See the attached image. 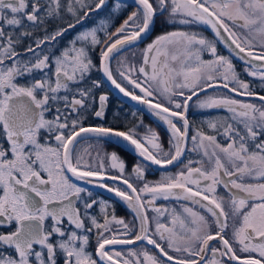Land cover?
I'll list each match as a JSON object with an SVG mask.
<instances>
[{
    "label": "snow or ice",
    "instance_id": "1",
    "mask_svg": "<svg viewBox=\"0 0 264 264\" xmlns=\"http://www.w3.org/2000/svg\"><path fill=\"white\" fill-rule=\"evenodd\" d=\"M75 3L88 6L83 0H75ZM135 3L136 10L114 32H109L107 22L101 21L99 31L104 32L103 41L96 28L79 34L76 39L88 41L90 38L93 46L103 44L100 70L124 96L147 105L164 121L171 134L168 152L163 150L158 135L151 130L149 135L139 137L134 130L83 126L86 117L80 114L81 110L92 107L93 90L101 86L100 81H93L87 88L76 86L75 92L70 87V82L76 84L83 80L94 67L86 49L76 48L73 40V47L66 48L58 57L41 51L42 45L55 42L67 29L60 28L42 39L37 38L34 45L25 49L34 63L19 59L17 46L33 33L27 30L19 34L6 32L4 26L24 28L27 21L33 28L38 27L45 23V16L59 15L60 0H48L46 8L40 0H0V137L8 144L7 148L0 144V225L14 224V230L0 232V248L14 251V255L0 254V264H59L61 254L63 264H121V252L109 248L137 241H146L157 253L130 250L127 255L134 259L123 258L122 264H264V139H261L264 137V95L258 97L259 106L228 95L198 99L196 106L199 108H224L232 114V122L225 121L222 133L228 138L226 146L221 145L216 136L196 130L191 136L194 150L203 151L210 168H205L202 161H189L186 170L174 175L164 173L160 181L145 182L137 187L131 177L143 179L149 163L166 168L180 161L190 129L186 113L194 97L214 87H223L240 96H257V93L249 83L239 79L229 58L218 55L213 41L196 33L174 31L159 35L143 50L139 68L122 63L121 80L138 88L143 95L122 86L109 66L115 52L141 40L149 33L156 17L167 12L169 17H184L180 20L182 24L209 25L217 37L221 36V29L228 32L231 44L238 49L237 54H242L241 59L251 66L245 71L260 79L264 87V39L257 50L256 36L251 35L254 32L264 38V0H135ZM105 4L106 0H98L95 9H102ZM119 7L117 3L116 8ZM67 10L75 14L73 0H69ZM226 20L248 30L249 35L241 36L231 31ZM73 27L74 24L68 25V28ZM177 45L183 53L179 69L169 64V59L172 62L179 59L175 52L169 53V48ZM204 51L213 59L203 60L201 53ZM5 61H11L10 65L5 66ZM50 63L54 64L51 75L45 72ZM37 71L42 73L40 79L27 84L16 82L17 77L31 76ZM61 90L65 95H58ZM157 93L167 99V106L160 99L153 102ZM98 99L99 108L94 115L103 118L108 96L101 94ZM53 103H62L63 108L57 107L56 115L49 120L45 114ZM71 113H76V118ZM180 122L182 126L178 127ZM233 122L242 125L243 131L234 127ZM208 127L216 130L218 124L209 121ZM42 130L54 134L55 145L51 139L40 143ZM86 133L122 138L134 147L142 163H137L131 174L125 175L124 161L113 152L98 154L95 165L82 168V157L74 154L78 139ZM193 163L201 166L193 167ZM109 168L118 170L119 175L109 176ZM67 173L89 183L93 182L92 178L117 181L113 186L104 183L100 186L126 202L135 213V220L139 221L138 231H135V223L129 225L114 214L109 218L108 205L92 200L91 194L85 196L86 189L72 183ZM121 184L125 187H120ZM219 185L227 190L228 200L217 195ZM158 197L190 201L199 205L203 214L184 206L183 214L173 210L170 225H166L159 217L165 216L168 209L152 208L157 213L152 218L147 214ZM77 200L83 204V211L75 206ZM96 203L102 205L103 223L89 215ZM65 217L74 226L71 232L64 225ZM49 218L50 226L46 223ZM86 220L91 224L87 229ZM229 220L231 236H228ZM153 221L154 231L151 230ZM112 224L120 228L106 238ZM93 228L97 230L95 255L99 262L86 251L89 236L76 231L91 232ZM53 237L59 238L53 241ZM213 242H218L219 247H212ZM169 250L180 255L174 256Z\"/></svg>",
    "mask_w": 264,
    "mask_h": 264
},
{
    "label": "flooded vegetation",
    "instance_id": "2",
    "mask_svg": "<svg viewBox=\"0 0 264 264\" xmlns=\"http://www.w3.org/2000/svg\"><path fill=\"white\" fill-rule=\"evenodd\" d=\"M41 4L44 5L46 8L48 5V0H40ZM98 0H83L87 7H81V4L75 3L73 0L74 5V12H69L67 10L69 0H60V10L59 15L53 17L45 16V23L39 25L38 27L33 28L30 22H25L24 28H16L13 29L8 26L5 27L6 32L15 31L16 34L19 32L27 30L33 33L32 37L24 38L22 42L17 46L16 51L20 53L19 59L22 61H32L35 62L32 58L31 54L25 52V49L30 45H34L37 38H43L45 35H51L52 33L56 32L60 28H65L67 31L60 37H57L55 42H49L41 46V51L45 53L51 54L53 57H58L66 48H72L73 45L71 41L75 40V47L76 48H85L87 51L88 57L92 60L94 67L90 69L88 73L85 74L83 80H78L76 84H72L70 82V87H72L73 92H75V87H82L87 88L90 87L93 81H100L101 86L98 89L93 90V95L95 97V102L92 103V107L87 111L81 110V115L85 116L83 126L84 127H111L118 131H129L134 130L139 137H144L150 134V131H154L159 137V143L165 152L171 150V145L169 143L171 139V134L168 129V126L158 118L153 112L149 109V107L139 101L131 99V97L124 96L118 89L115 88L114 85L106 78L104 73L100 70V54H101V46H93L90 42V38L88 41H80L76 38L79 34L83 32H87L93 28L98 29V36L103 41L105 39L104 32L99 31L101 28V21H106L108 26L109 32H114L117 27L120 26L121 23L128 17V15L135 11L137 8L136 3L128 2V1H121V0H106L105 6L100 9H95V3ZM117 3H119V9L116 8ZM30 10V9H29ZM85 13L87 15L85 16ZM41 15H44L42 12ZM184 18L181 15H177L175 17H169L168 13L165 12L163 15H158L155 19V22L150 29L149 33L145 34L141 40L134 42L129 46H125L123 49L118 50L112 56L109 61V66L114 77L117 79L118 82L122 83V86H126V88L137 95H143L138 88H134L133 85L128 84L127 81H122L121 77L119 76V71L121 69L122 63L125 65H134L136 68H139L140 64L143 60V50L146 46L151 43L157 36L165 34L167 32H174V31H182L187 32L189 34L196 33L198 36H202L207 38L210 41L215 43L217 48L218 55L227 57L231 60L236 73L239 76V79L245 81L250 84L251 88L257 93V96H240L236 93L230 92L228 89H224L223 87H214L209 88L203 93L199 94L198 97H194L193 100L190 102V106L187 110V119L190 123L189 135L187 140L185 141L186 150L181 157L180 161L174 163L173 165L167 166L166 168H160L156 165H151L150 163L147 166V170L143 179L138 180L135 176L131 177V181L137 186L142 187L143 183L145 182H157L160 181L162 175L164 173L168 174H175L176 172L184 169L185 165L188 164L189 161H202L203 166L205 168H210L211 165L208 163V158L203 155L202 150H194L195 146L191 140V136L195 134L196 130H202L207 135L216 136L217 141L221 145H225L228 143V138L225 137L223 133V129L226 126L225 121H231V113H229L224 108H199L197 107V100L204 99L207 96L219 97L223 95L233 96L234 98L254 103L257 106L260 105V101L258 97L260 95H264V87H262V82L257 77H252L248 75V72L245 71L246 68H250V64L246 63V61H240L237 59L233 53L228 51L224 48V46L215 38V36L210 32L209 29H206L204 25L200 22H192L187 24L180 23V20ZM171 21V22H169ZM228 23L229 28L231 31L236 32L238 35L247 36L249 32L247 30L240 28L238 25H234L232 21H225ZM69 24H74L75 27L68 28ZM256 36V43H257V50H259V43L262 39L259 35L253 32ZM175 52L179 59L176 62H172L169 59V64L179 69L180 67V60L183 59V53L180 49V46L170 47L169 53ZM203 60H211L213 57L207 52L204 51L201 53ZM11 61H5V66H9ZM260 62L258 61L257 64ZM149 71L151 69L149 68ZM45 72H48L51 75L54 72V64L50 63L49 69H45ZM42 73L39 71L33 73L31 76L25 75L16 78V82L18 84H27L30 80L33 79H40ZM133 78H136V75H133ZM54 79V77H53ZM142 81V77H140ZM186 94H187V90ZM101 94L107 95L108 100L104 107V117L97 118L94 115V112L99 108V96ZM58 95L63 96L65 95L64 90L58 93ZM69 99H71V94H69ZM157 99L163 101V103L167 106L168 101L164 97L160 96L157 93L153 98V102ZM91 100V98H90ZM57 107L63 108L62 103H53L51 105L50 111L46 113V118L51 120L56 115L55 109ZM73 118H76V113H71ZM174 120L176 118H173ZM209 121H216L218 127L216 130L210 129L208 127ZM234 123V122H233ZM178 127L182 126V122L177 124ZM234 127L239 128L243 131V126L234 123ZM40 143H45L49 139H51V143L55 145L54 134H49L46 130H42L40 134ZM264 139V137H261ZM0 144H3L5 148L8 147L6 140L3 137H0ZM250 147L254 148V145H250ZM115 152L119 158L124 161L126 165V173L125 175H129L132 172L133 167L137 163H142L141 158L135 152L134 147L131 146L129 143L124 141L122 138H118L115 136H108V137H98L94 133H86L81 138L78 139L76 144V152L74 155H78L82 157L81 167H85L86 165H95L98 161V154L99 156H103L105 154H111ZM10 158V157H9ZM75 162V161H74ZM143 166V164H142ZM193 167H199L200 164L193 163ZM69 179L72 183L77 184L79 187L86 189L85 196L91 194V199L96 201H103L108 205L107 214L109 218L114 214L118 219H123L129 225L135 223V231L139 229V221L135 220V213L127 206L126 202L121 200L117 197L113 192H109L106 188L101 187L100 184L104 183L109 186H113L117 184V181H113L111 179H104L103 181L98 180V178H92L93 182L89 183L87 181L78 180L76 177H73L71 173H67ZM109 176L119 175L118 170L108 169ZM46 178V174H45ZM249 182V181H246ZM120 187H125L124 185H120ZM217 195L224 197L225 200L229 199V194L227 190L223 187V185H219L217 188ZM146 199H151L150 197H146ZM75 206L80 208L83 211V204L80 201H76ZM193 207L195 210L201 211L203 214V210L200 209L199 205H194L190 201L185 200H177L175 197H169L168 199H164L163 197H158L153 205L149 207L148 216L150 218L156 217L157 213L152 211V208H160V209H168V213L165 216L159 217L161 223L166 225H170L171 221V214L173 210L175 213L183 214V207ZM101 203H96L92 209L89 210V215L94 216L98 219L100 223L104 222V215L101 212ZM186 215V214H184ZM49 226L51 225L50 218L46 222ZM64 225L68 232L74 230V226L69 224L67 218H64ZM91 224L90 221H85V228H90ZM111 231L106 233V238L111 237L114 233L118 231L120 226L112 224ZM177 225V229H178ZM14 230V224L11 226L8 225H0V232H8ZM151 230H155V222L153 221L151 224ZM215 228H213V231ZM78 234L84 235L87 234L89 236V243L86 246V251L92 254V258L96 259L99 262V257L95 255V249L97 246V230L92 229L91 232H85L81 230H76ZM232 228H231V220H229V229H228V236H231ZM131 235V234H130ZM59 237H53V241L58 239ZM64 239H67L65 236ZM37 250H40V246H35ZM212 247H219L218 242H213ZM238 248V245H237ZM109 250L119 251L121 252V264L123 258H130L128 257V252L135 251L141 252L143 250L149 251L150 254H156L157 250L153 248L151 245H147V242H135L132 245H124V244H117L111 246ZM170 254L174 256H178L180 254L174 253L169 250ZM13 254L14 251L12 249L0 248V254ZM239 254V253H238ZM246 255V254H242ZM208 256L211 257V249L208 251ZM134 259V258H130ZM141 259H143L141 257ZM227 259L226 257L224 258ZM59 264H63V256L62 254L58 256Z\"/></svg>",
    "mask_w": 264,
    "mask_h": 264
},
{
    "label": "water",
    "instance_id": "3",
    "mask_svg": "<svg viewBox=\"0 0 264 264\" xmlns=\"http://www.w3.org/2000/svg\"><path fill=\"white\" fill-rule=\"evenodd\" d=\"M121 1H128V2L135 3V0H121ZM202 25H204L206 29L210 30V32L224 46L225 49H227L228 51L233 53L236 57H238L237 59H239L240 61H243V62L245 61V60L241 59V55L242 54H240V55L237 54L238 53V49H236L235 46L231 44V40L228 37V32H225L223 29H221L220 30L221 31V36L217 37L209 25H206V24H203V23H202ZM255 63H258V61H255Z\"/></svg>",
    "mask_w": 264,
    "mask_h": 264
},
{
    "label": "rangeland",
    "instance_id": "4",
    "mask_svg": "<svg viewBox=\"0 0 264 264\" xmlns=\"http://www.w3.org/2000/svg\"><path fill=\"white\" fill-rule=\"evenodd\" d=\"M246 30V29H245ZM247 32H248V30H247ZM253 34V33H252Z\"/></svg>",
    "mask_w": 264,
    "mask_h": 264
}]
</instances>
